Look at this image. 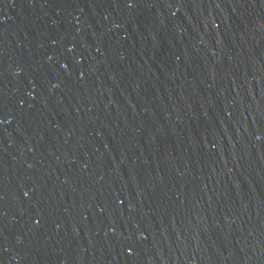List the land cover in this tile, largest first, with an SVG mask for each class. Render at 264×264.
Wrapping results in <instances>:
<instances>
[{
    "label": "water",
    "instance_id": "95a60500",
    "mask_svg": "<svg viewBox=\"0 0 264 264\" xmlns=\"http://www.w3.org/2000/svg\"><path fill=\"white\" fill-rule=\"evenodd\" d=\"M0 264H264V0H0Z\"/></svg>",
    "mask_w": 264,
    "mask_h": 264
}]
</instances>
